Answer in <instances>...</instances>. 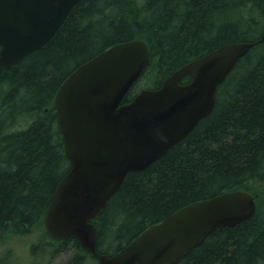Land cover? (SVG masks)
<instances>
[{"label":"trees","instance_id":"obj_1","mask_svg":"<svg viewBox=\"0 0 264 264\" xmlns=\"http://www.w3.org/2000/svg\"><path fill=\"white\" fill-rule=\"evenodd\" d=\"M263 34L264 0H80L43 48L10 69L0 64V239L43 228L71 169L54 99L79 66L115 44L146 41L151 61L124 98L129 103L223 45L256 43L218 87L213 112L164 157L130 173L92 222L98 252L111 256L191 203L244 190L257 214L215 231L177 264H264ZM68 250L67 264L98 261L75 237L45 234L32 247L55 257Z\"/></svg>","mask_w":264,"mask_h":264},{"label":"water","instance_id":"obj_2","mask_svg":"<svg viewBox=\"0 0 264 264\" xmlns=\"http://www.w3.org/2000/svg\"><path fill=\"white\" fill-rule=\"evenodd\" d=\"M79 1L0 0L1 66L10 69L43 48ZM255 44L223 45L129 103L124 98L151 61L146 41L115 44L79 66L54 99L72 166L45 212L46 234L56 241L75 237L100 264H177L215 231L253 218L257 203L251 193H224L177 210L111 256L98 252L92 222L130 173L164 157L213 112L218 87ZM187 76L192 81L181 83Z\"/></svg>","mask_w":264,"mask_h":264},{"label":"rangeland","instance_id":"obj_3","mask_svg":"<svg viewBox=\"0 0 264 264\" xmlns=\"http://www.w3.org/2000/svg\"><path fill=\"white\" fill-rule=\"evenodd\" d=\"M46 231L40 226L29 234L8 235L0 239V264H67L74 250L52 256L47 251L33 254L32 247L44 238ZM85 264H100L88 257Z\"/></svg>","mask_w":264,"mask_h":264}]
</instances>
